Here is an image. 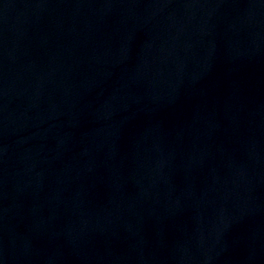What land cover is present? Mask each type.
I'll return each mask as SVG.
<instances>
[{
  "label": "water",
  "instance_id": "1",
  "mask_svg": "<svg viewBox=\"0 0 264 264\" xmlns=\"http://www.w3.org/2000/svg\"><path fill=\"white\" fill-rule=\"evenodd\" d=\"M0 264H264V0H0Z\"/></svg>",
  "mask_w": 264,
  "mask_h": 264
}]
</instances>
